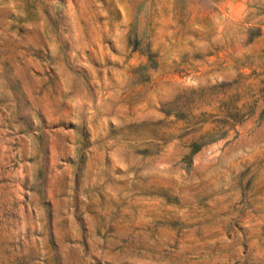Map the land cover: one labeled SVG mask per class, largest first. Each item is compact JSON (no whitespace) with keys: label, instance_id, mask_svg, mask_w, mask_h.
Wrapping results in <instances>:
<instances>
[{"label":"rangeland","instance_id":"1","mask_svg":"<svg viewBox=\"0 0 264 264\" xmlns=\"http://www.w3.org/2000/svg\"><path fill=\"white\" fill-rule=\"evenodd\" d=\"M0 264H264V0H0Z\"/></svg>","mask_w":264,"mask_h":264},{"label":"trees","instance_id":"2","mask_svg":"<svg viewBox=\"0 0 264 264\" xmlns=\"http://www.w3.org/2000/svg\"><path fill=\"white\" fill-rule=\"evenodd\" d=\"M205 135V134H204ZM204 135H200L197 139L193 140L192 142H190V144L192 145V149L191 151H194L195 149L198 148V146L200 145L201 142H199V139L204 137Z\"/></svg>","mask_w":264,"mask_h":264}]
</instances>
